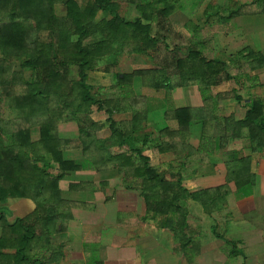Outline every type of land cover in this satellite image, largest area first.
<instances>
[{
    "label": "trees",
    "instance_id": "1",
    "mask_svg": "<svg viewBox=\"0 0 264 264\" xmlns=\"http://www.w3.org/2000/svg\"><path fill=\"white\" fill-rule=\"evenodd\" d=\"M119 2L135 12L132 19L119 13ZM183 4L184 0H89L85 5L77 0H0V110L5 103L4 109L9 111L8 116L0 111V204L22 198L34 205L30 214L12 225L0 210V264L59 262L61 247L52 244L53 238L66 229L71 209L84 207L61 196L60 182L73 172L117 168L125 187L136 189L144 199L147 216L160 219L159 226L173 234L185 256L190 250L196 256L200 249L188 234L186 200L198 202L211 216L219 210L217 203L231 193L228 184H234L237 199L249 195L255 176L249 159L236 152L228 153L224 185L189 192L180 179L168 180L149 164V158L143 155L150 142L147 136L137 144L135 133L142 130L146 112L145 101L134 94V78H141L142 86L156 91L188 86L199 89L206 108L166 111L164 118L175 119L179 129L157 134L158 152L179 156L185 164L198 154L208 153L203 148L212 143L201 144L205 137L214 140L218 119L210 111V87L237 77L229 73L237 70V54L235 59L229 58V63L206 60L200 51L191 48L178 56L169 48L166 37L151 34L152 24L169 25L170 16ZM255 5L242 6L231 16L251 13ZM57 7H61V15ZM161 43L169 56L155 61ZM134 56L149 59L154 67L129 73L112 71L121 60ZM15 60H19L20 71L12 66ZM100 68L113 74L110 89L101 94L94 93L88 83V73ZM24 72H29L28 78L23 77ZM174 74L178 76L175 79ZM93 107L108 116L111 135L107 139L96 137L102 125L91 118ZM114 113H123L128 119L115 120ZM262 113V101L252 99L243 120L237 123L247 130L245 137L256 149L260 145L255 130L264 138ZM69 122L78 127L84 157L81 161L63 156L65 141L56 131L59 124ZM194 123L202 126L198 148L188 143V130ZM32 129H38L37 141L31 140ZM242 137L239 130L233 131L221 136L218 146L222 148L230 139ZM111 146H126L128 152L109 156ZM76 188L86 189L83 185ZM211 230L224 242L228 258L236 257V243L218 234L214 227ZM7 250L13 253L6 254Z\"/></svg>",
    "mask_w": 264,
    "mask_h": 264
},
{
    "label": "crops",
    "instance_id": "2",
    "mask_svg": "<svg viewBox=\"0 0 264 264\" xmlns=\"http://www.w3.org/2000/svg\"><path fill=\"white\" fill-rule=\"evenodd\" d=\"M191 1L193 3L185 7L184 0L182 9L170 16L169 25L171 27L173 22L179 21L175 27L185 29L189 36L186 39L193 42L189 46L183 42L173 46L170 42L169 48L175 50L178 56L188 48L201 50L206 60L217 59L226 63L231 57L235 59L237 54V70H229L231 76L237 77L222 80L209 89L210 111L218 119L214 131L210 129L214 132V140L205 137L201 142V123L192 124L188 130L191 147L198 148L200 142L205 145L211 142L212 146H204L203 149L208 153L198 154L185 164L179 156L160 154L157 147L158 132L179 129L175 119L164 118L165 112L180 108L197 110L203 106L206 108L207 104H204L196 86L156 91L142 86L141 78H134L132 83L134 94L145 101L146 112V118L141 123L142 130L135 133L137 144L139 146L147 136L150 142L147 141L143 155L149 158V164L168 180L180 179L182 186L189 192L224 185L227 172L225 162L229 152L249 159L255 185L248 196L237 199L234 184H228L231 193L217 203L219 210H214L211 216L203 213L198 202L186 200L188 234L200 246L196 256H192L190 250L188 260L178 249L173 234L147 216L144 199L136 189L125 187L123 175L117 168L70 173L60 182L61 196L67 201L82 203L84 207L71 209V220L66 229L53 238L52 244L61 247L62 257L57 264H264V138L261 132L255 130L256 142L260 145V149H256L245 137L247 130L237 125L243 120L250 101L259 99L263 105L260 122L264 128V11L259 10L264 9L263 0ZM254 3L257 5L251 8V13L231 16L238 8ZM176 36L183 38L180 32ZM132 60L137 64L134 70L154 67L149 59L143 57L134 56ZM109 74L89 72L88 79L91 75V78L100 76L102 83L99 82V85L105 86L103 81L110 79ZM177 77L176 74L172 75L173 79ZM229 83H232V87L226 89L225 84ZM114 114V119L120 122L128 119L123 113ZM107 117L105 129H109ZM77 128L74 122L57 126L58 138L65 141L68 148L62 149L65 159H84ZM236 130L244 137L230 139L222 148L218 146L221 136L230 135ZM31 134L36 135L33 130ZM110 135L109 130L105 137L100 138L96 131L97 139H107ZM31 139L37 141L39 137L33 140L31 136ZM75 140L78 141V149L71 150ZM111 147L109 156L128 152L126 146ZM72 185L76 186L71 188ZM80 185L86 189H77ZM19 203L25 205V209H22L24 213L20 212ZM33 209V203L22 198L9 199L3 205L0 204V210L4 211L9 225L26 217ZM190 209L200 215H192ZM202 220L208 224L207 230L202 229ZM213 227L218 234L236 243V257L228 258L224 242L212 233ZM58 236H61L60 240ZM86 243L91 247L85 246ZM5 252L13 253L12 250Z\"/></svg>",
    "mask_w": 264,
    "mask_h": 264
},
{
    "label": "rangeland",
    "instance_id": "3",
    "mask_svg": "<svg viewBox=\"0 0 264 264\" xmlns=\"http://www.w3.org/2000/svg\"><path fill=\"white\" fill-rule=\"evenodd\" d=\"M78 1V3H80L81 5H85L89 0H77ZM189 3H193L191 0H186V3H185V7L187 6V4H189ZM119 5H120V11H119V13L122 15V16H125V18L126 19H132L134 16H135V12L134 11H132L131 9H130V7L125 3V2H119ZM56 12H57V14L58 15H61L62 14V9H61V7H57L56 8ZM179 21H176V22H173L172 24H173V26H171L170 27V25H166L165 23H162L161 22V24L160 25H158V24H152V28H151V34L153 35V36H155V37H157V38H159V37H166L168 40H167V44H170V42H171V45L173 44V46L175 45V44H177V42H178V44H180L181 42H183L184 44H186V45H191V43L193 42V40H190V42L188 41V39H186V37H189L188 36V34H186V31H185V29H183V28H181V30H179L178 28H176L175 26V24H177ZM183 29V30H182ZM181 33L182 34V36H183V38H176L177 36V34L178 33ZM170 40V41H169ZM200 52H201V50H200ZM168 53V52H167ZM166 52H165V50H164V44H159V45H157V48H156V53L154 54L155 55V61H159L160 59H163V58H165L166 56H169V54H167ZM133 57H127V58H125V59H123V61L121 62H119V67H117V68H114V70H112V71H116L117 73H120V72H132L133 70H134V68H136V66H137V64H134L133 63V60L131 61V59H132ZM207 59H208V57H206ZM210 58V57H209ZM127 60H129V61H127ZM13 68H14V70L15 71H20V66H19V60H15V62L13 63ZM161 66H164V65H161ZM130 70V71H129ZM170 70V69H169ZM111 71V72H112ZM233 71V70H232ZM97 74H100V73H105V72H103V70H102V68H100V70L99 71H95ZM106 74H108V73H106ZM28 75H29V72H24L23 73V77H25V78H28ZM92 75H94V74H92ZM91 75V77H93ZM112 73H110L109 74V76H110V79H108V80H104L103 81V83L105 84V86H101V85H99L100 83H102V82H100V76H97V78H89L88 79V83L94 88V93L96 92V93H99V94H101V93H107L108 92V89H110V86H111V84H112V79H113V77H112ZM100 82V83H99ZM226 85V89H230V87H232V83H229V84H225ZM99 88V89H98ZM1 94V93H0ZM4 107H6V105H5V103H3L2 104V106H1V112H2V115H6V116H8L9 115V111H8V109L6 108V109H4ZM93 109V113H92V117H93V119L98 123V122H101L102 124H103V127H101V128H99L98 129V131H97V135H98V137H100V138H103V137H105L107 134H108V131H109V129L107 128V129H105L106 128V124H107V122H106V114L105 113H103V112H97L96 111V109H95V107H93L92 108ZM100 123V124H101ZM78 129V128H77ZM35 133H36V135H32L31 134V136H32V138H33V140L37 137H39V132H38V129H32ZM107 130V131H106ZM32 140V139H31ZM64 148H66V150H68V148H67V144L66 145H64L63 147H62V149H64ZM78 149V141L77 140H75V143H72V145H71V150H77ZM3 205V204H2ZM18 206H19V208H20V212L22 213H24V210H22V209H25V205H23L22 203H19L18 204ZM194 209H196V208H194ZM191 210L190 209V213L192 214V215H194V216H197V215H200L199 213H197L196 212V210ZM204 213V212H203ZM205 214V213H204ZM206 215V214H205ZM205 219V218H204ZM136 222V221H135ZM134 223V222H133ZM139 223H140V220H139ZM156 223H157V225H161V221H160V219L159 218H157V221H156ZM202 223V229H204V230H207V228H206V226L208 227V224H206V223H204V220H202L201 222H200V224ZM132 224V223H131ZM135 225V224H134ZM191 225V224H190ZM141 226H144L143 225V223H141ZM206 228V229H205ZM58 234V233H57ZM56 234V235H57ZM59 237V240H60V238H61V236H58ZM204 239V238H203ZM202 239V240H203ZM85 246H89V247H91V245H89V244H87L86 243V245ZM5 252V251H4ZM6 254L8 253V252H5ZM185 258H188V260H190V258L188 257V256H185Z\"/></svg>",
    "mask_w": 264,
    "mask_h": 264
}]
</instances>
